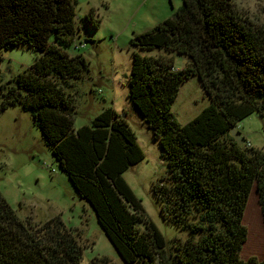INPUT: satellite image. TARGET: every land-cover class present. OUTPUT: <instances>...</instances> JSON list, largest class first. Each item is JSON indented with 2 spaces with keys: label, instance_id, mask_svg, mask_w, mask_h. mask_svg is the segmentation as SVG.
<instances>
[{
  "label": "trees",
  "instance_id": "trees-1",
  "mask_svg": "<svg viewBox=\"0 0 264 264\" xmlns=\"http://www.w3.org/2000/svg\"><path fill=\"white\" fill-rule=\"evenodd\" d=\"M75 1L0 0V60L12 47L38 53L30 67L0 86V112L15 105L30 112L60 172L91 206L124 264H262L242 260L240 252L253 186L264 222V153L244 150L228 132L238 121L229 110L234 103L264 118V26L243 17L232 0H182L170 24L136 38L140 50L168 55L134 52L128 85L129 99L167 163L153 195L162 217L189 235L169 248L122 177L144 159L126 121L108 108L90 125L73 129L75 107L64 89L88 72L87 60L76 52L81 45L74 44ZM85 20L92 27L99 23L92 12ZM171 54L186 65L175 71ZM191 76L210 103L180 125L171 108ZM77 238L57 218L36 227L21 222L0 195V264H80Z\"/></svg>",
  "mask_w": 264,
  "mask_h": 264
},
{
  "label": "rangeland",
  "instance_id": "rangeland-1",
  "mask_svg": "<svg viewBox=\"0 0 264 264\" xmlns=\"http://www.w3.org/2000/svg\"><path fill=\"white\" fill-rule=\"evenodd\" d=\"M232 2L252 24L264 26V0ZM181 5L182 0H76L78 32L74 44L81 45L76 52L87 60L88 72L81 79L72 80L64 89L72 96L75 107L73 129L90 125L99 113L111 108L134 133L144 159L125 171L122 177L169 248L175 239L185 242L189 235L162 217L160 203L153 195L154 183L167 175V163L129 99L128 78L134 52L147 56L167 55L156 49L140 50L136 38L160 24H170ZM91 12L99 21L97 27L85 20ZM161 38L162 35L158 36L153 44L156 46ZM37 56L38 53L27 46L3 50L0 86L30 67ZM169 57L175 71L187 63L177 54ZM209 103L198 77L191 76L180 86L171 112L180 125H185ZM229 110L238 121L228 135L241 148L249 143L250 149L264 153V118L238 103ZM0 195L23 223L30 222L36 227L57 218L71 229L82 248L80 264L103 258L109 264H124L100 228L91 206L79 198L65 174L60 172L30 112L19 105L0 112ZM243 225L247 229V239L240 258L246 261L253 257L264 264V222L255 186L247 201Z\"/></svg>",
  "mask_w": 264,
  "mask_h": 264
},
{
  "label": "built area",
  "instance_id": "built-area-1",
  "mask_svg": "<svg viewBox=\"0 0 264 264\" xmlns=\"http://www.w3.org/2000/svg\"><path fill=\"white\" fill-rule=\"evenodd\" d=\"M244 148H245L246 150L250 149V144H249V143H245Z\"/></svg>",
  "mask_w": 264,
  "mask_h": 264
}]
</instances>
